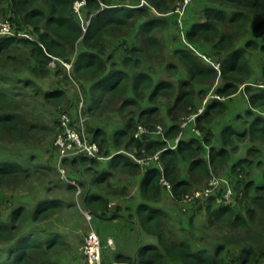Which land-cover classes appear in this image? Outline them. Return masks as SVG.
Wrapping results in <instances>:
<instances>
[{
  "label": "trees",
  "instance_id": "trees-1",
  "mask_svg": "<svg viewBox=\"0 0 264 264\" xmlns=\"http://www.w3.org/2000/svg\"><path fill=\"white\" fill-rule=\"evenodd\" d=\"M75 1L77 0H0V5L7 3L14 14L12 25L15 33L23 31L21 25L24 20L25 24L34 27L33 34L36 36L34 40L19 36L0 38V68L5 66L6 55L10 56L9 60L18 62L17 57L10 54L22 51L33 59L34 73L47 77L54 58L71 62L68 57L75 51L77 43L82 41L85 48L76 61H72V71L78 79L87 83L94 82L95 89L100 94L99 101L107 95L113 99H122L125 86L130 83L135 99L127 98L122 107L138 106L139 100L147 97L146 91L152 89L149 95L150 102L155 103L160 97H175L170 114L173 116L179 113L186 114L195 106L196 94L193 85L212 83L220 79L224 81V85L216 91L219 96L227 99L243 88L249 103L242 121L244 130L236 131L231 126L226 127L222 131V146L219 149L213 146L214 133L208 126L216 117L226 112L225 101H211L204 113L196 118V127L203 135V143L198 140L181 139L177 150L174 151L166 149L167 143L161 140H151L143 144L140 139L134 137L136 129L132 123L116 133V147L124 148L126 151L134 150L138 158L145 156L144 151L148 156L162 151L160 162L163 171L152 166L147 168L142 182V196L147 202H155L159 198L160 182L163 177L172 185V195L176 199L183 198L192 190V183L182 180L179 176L178 165L181 160L190 164L189 171L192 176L210 180L228 167L233 155L239 152L240 143L252 144L246 157L238 160L231 168L232 175L245 178L241 193L244 200H250V206L246 208L245 213L236 212L237 205L234 201L227 203L223 200L221 192L218 195L216 193L207 199L183 205L185 209L203 207L207 217L206 226L192 232L187 229L177 232L169 227L166 213L148 206L149 203L142 204L137 210V215L143 229L156 237L157 245L141 246L136 258L122 256L118 260L129 264L260 263L264 258V183L257 185L248 177L251 175L249 170L254 167L255 160L261 157V147L264 146V116L257 113L259 109L264 108V60L261 66L254 67L249 60L251 56L249 50L259 49L264 56V44L259 46L254 41H248L246 49L236 48L234 36L223 33L221 25L229 23L246 29L248 19L255 17L260 20L255 24L253 32L264 39L262 19L264 0H207L228 7L234 13L229 17L228 12L224 10L207 8L204 21L194 24L188 31L187 38L190 43L213 44L216 54L221 57L217 60L220 68L205 64L188 49H178L175 54L189 75V79L182 81L178 88L167 82L155 85L149 73L139 70L141 63L138 58L141 57L142 49L131 50L138 58L133 62L132 57L127 56L123 60L124 70L109 67L113 60L112 55L106 58L100 56L103 54L101 44L103 35L111 30L129 29L132 22L134 27L141 24L146 47L159 52L161 43L155 38V34L166 26V21L148 16L146 8L120 7L113 0H78L85 1L78 14L74 8ZM148 1L159 11L170 10L165 0ZM41 2H44L50 11H47V7L42 6ZM85 10L88 11L90 20L84 25L78 19V15ZM129 64L136 69L132 75L126 69ZM168 68L173 70L177 67L169 64ZM24 84L25 87L34 85L32 81H26ZM44 98L49 103L60 104L65 98V93L60 88H54L45 92ZM84 99L86 107H90L87 104L88 99L86 97ZM12 105L13 97L0 90V134L5 132L17 137L21 134V120L10 111ZM159 113L158 107H151L141 113V118H148V122L153 123ZM31 130L39 132L45 128L35 125ZM88 132L93 140L99 143L102 153L106 148L107 138L99 130L91 131L88 128ZM181 134V126L176 124L166 131L169 141H174ZM205 146L209 147L206 158ZM1 150L2 148L0 186L6 184L16 186L22 180L31 178L28 169H24L13 157L6 158L1 154ZM80 160L83 163L87 161L95 163L94 160L87 158ZM112 161L117 163L115 166L118 165L128 173H138L142 169L141 165L120 154L113 156ZM257 166L261 168L263 163L258 161ZM108 206L109 202L99 195H86L84 199V209L96 218H106ZM63 208L64 203L60 201H41L34 206L32 213L20 206L12 211L10 223L0 221V245L3 246L0 264H61L59 261L62 253L68 247L64 237L60 233L45 229L34 230L32 225L51 219ZM213 229L217 232L216 237L209 233ZM219 237L221 239H217Z\"/></svg>",
  "mask_w": 264,
  "mask_h": 264
},
{
  "label": "rangeland",
  "instance_id": "rangeland-1",
  "mask_svg": "<svg viewBox=\"0 0 264 264\" xmlns=\"http://www.w3.org/2000/svg\"><path fill=\"white\" fill-rule=\"evenodd\" d=\"M113 1L120 7L146 8L148 16L164 20L167 24L155 34V38L161 43V49L159 52H154L146 47L145 36L142 33V26L140 23L134 27V22H132L129 29L111 30L106 32L101 39L103 54L99 55L104 58L112 55L113 60L110 62L109 67L124 70L125 66L123 60L127 56L132 57L131 59L133 62L138 58L131 53V50L133 48L142 49L143 52L141 57L138 58V61L141 63L139 70L141 72L149 73L152 76L155 85L157 79L163 78L164 82L171 83L178 88L182 81L189 79V75L186 68L175 54L176 50H178L177 47L181 48L185 45V49L192 52H199L201 54L200 57L198 55L196 56L205 64L207 63V65H209L210 62H218L217 60L221 59V57L216 54L213 44L204 42L190 43L187 38V33L192 28L189 24L191 23V20L199 21L205 19V11L207 8L224 10L226 13L228 12L230 17L234 12L228 7L207 0H190V3L182 10L183 12L180 17L176 11L183 0H165L170 7V10L164 12L159 11L148 0ZM76 2H78V0L75 1V3ZM40 4L47 7L44 2H41ZM137 4L139 6H137ZM49 9L50 8L47 7V11H50ZM189 10H191V13H189ZM78 16V19L84 25L90 20L89 13L86 10ZM12 18H14V14L12 13L10 6L7 3L0 5V23L7 21L13 23ZM262 19H264V17ZM179 20H181V24L179 23ZM259 20L260 19L255 17L249 18L246 29L229 23L221 25V29L223 33L234 36L236 48L246 49L248 41H254L259 46H262L264 44L263 37H258L253 32L255 24ZM21 26L20 27L23 28V31L20 33H26L29 39H36V36L33 34L35 31L33 26L25 24L24 20L22 21ZM42 27V29H44L43 25ZM84 48L83 42L79 41L73 54L68 57L71 62L59 59V61H56L53 66H50V74H48L47 77L38 76L34 73L33 59L28 55H25L22 51H15L10 54L11 56L17 57L18 62L9 60L8 57L10 56L6 55L5 66L0 68V75L2 77V80H0V90L5 91L13 97V105L10 111L18 115L21 120V134L19 136L12 137L5 132L0 134V148H2L1 154L6 158L13 157L14 160L24 167V169L26 168L29 170L31 177L27 180H22V182L16 186L11 184L0 186V221L10 223L12 211L20 206L25 207L30 213H32L34 206L41 201L51 200L63 202L64 208L51 219L41 224L32 225V229L34 230L39 231L45 229L49 232L60 233L64 237L68 247L62 253L63 256L59 261L61 264H87L83 252V245L86 235L91 231V224L93 230L98 234L101 243H103V256L105 253L108 254L111 251V249L107 247L106 238L108 234H111L113 237L116 236L117 228L119 226H115L111 221L106 220L120 218L121 213L130 214V210L124 211L119 207L116 212H110V205L112 202H116L119 205L118 201L129 194L130 187L123 188V182L126 181L130 183L133 181V175L129 174L121 167H114V165H111L109 162H105L108 160L107 157L111 155L106 149L101 153L105 159L95 161V163L90 161L83 163L82 160H80L77 163L66 162L61 165L55 140L60 128L62 114L66 113L75 116L80 97L85 96L86 99H88L87 104L90 106H87V115L89 117L87 126L89 130H98V125L100 124L114 123L117 119L113 116H117L120 118L123 129H125L128 124H135L136 130L134 137H136L140 127H147L149 133L141 134L139 138H137L145 144L151 140H161L163 137L161 132L165 134L171 125L174 124L182 126L186 123V126L182 127L183 135L188 125H193L194 123L193 129L195 128V130L199 131L196 127V118L204 113L210 102L214 100H227L216 93L217 89L224 85V81L217 79L212 83L193 85V90L196 94L195 103L197 102V105L186 114L179 113L174 116L170 114V109L174 105L175 97H160L155 103L150 102L149 95L152 92V89L146 91L147 97L140 99L138 106L135 107H122L123 104H125L126 97L123 100L118 101L107 97L105 99L106 102L102 103L101 106H98L96 104L98 91H94V85L92 86L93 83H87L86 81L78 79L72 71V61H76ZM249 51L251 53V56L249 57L251 64L254 67L261 66V63L264 60L262 52L259 49ZM169 64L175 65L177 68L170 70L168 68ZM126 69L131 73L130 75L134 74L136 71L131 64H129ZM26 81H32L34 85L25 87L24 83ZM129 86H131L130 83L125 86V96L127 95L126 91ZM54 88H60L65 93V98L60 104L49 103L44 98V93L53 90ZM240 90L244 92L243 88ZM34 92L37 94L33 95ZM79 93H81L82 96L79 97ZM133 99H135V95ZM245 99H248V97H245ZM118 102H121L122 106H117L116 109H112V105ZM109 104H111L110 109L113 111L110 114L105 111ZM149 105H153L160 109V113L153 123L148 122V118H141V113L144 112L142 109ZM217 118H220V116ZM35 125L40 128H45V130L39 132L32 131L31 127ZM99 131L103 132L102 129H99ZM240 145L242 146V143H240ZM261 148H264V146ZM116 149L123 157H128L133 161L138 158L134 150L126 151L124 148ZM242 153L235 156V158L242 155ZM144 155L148 156L145 151ZM260 158H262V155ZM260 158L255 160V165ZM182 162L184 165L189 164L184 160ZM104 163H108L111 173L100 176H106L107 178L108 176L111 177L103 184H96L94 180L99 175L97 172L98 170L96 171V169H99ZM160 164L161 163L153 162L152 166L157 165L158 167ZM255 165L249 170L251 174L250 177H248L249 180H253L254 178V174L258 168L257 166L255 167ZM87 166L92 168L88 169ZM161 166L163 168L162 164ZM183 167L184 166L182 165L179 167V176L181 177L183 173L185 178L192 183L193 187L189 193L208 187L213 177L210 180H205L192 176L189 169L188 171H182ZM231 168L230 170L227 168L219 175H214V178L223 180L233 188V201L234 204L237 205L235 210L238 213H245L246 208L250 206V200H244L243 193H241V189H244V186L242 185L245 178L236 177L234 174L232 175ZM263 168L264 165L262 166V170H264ZM146 169L147 167H143V170ZM62 170H65L66 177L70 180H74L78 187L72 186L73 188H70V185L62 178ZM262 174L264 176V171ZM89 176H92L93 178L91 179ZM120 178L123 179V182ZM160 185L167 191L162 183H160ZM223 187L225 188L226 184L220 186L217 195L220 192L221 195H223ZM90 189H95L99 193V196H107L105 199L109 202L106 214L107 217L104 218L105 220L95 217L92 218L93 220L91 221V224L83 214L87 210H85L82 205L81 207L79 205L81 204L80 201H83V198L85 197V191ZM79 190L82 191V195L84 193L83 196H77ZM182 199L183 198H170L168 203L174 208H177L176 205L179 206L178 211L179 209L180 211H183L181 212V218L187 216L190 212L189 210H191V207L185 209L183 206L185 204L182 202ZM127 217L126 221H133L132 216ZM204 221V217L199 216V229H203L206 226ZM134 225L137 230L141 229L140 227H142V224L139 217L138 223ZM138 225H140V227ZM205 230L208 231L207 228ZM209 233L212 236H217V232L214 229L209 231ZM217 239L221 238L219 237ZM2 253L3 246L0 245V255ZM104 259L105 264H112L116 261H107L105 257ZM262 261H264V258H262L260 262Z\"/></svg>",
  "mask_w": 264,
  "mask_h": 264
},
{
  "label": "crops",
  "instance_id": "crops-1",
  "mask_svg": "<svg viewBox=\"0 0 264 264\" xmlns=\"http://www.w3.org/2000/svg\"><path fill=\"white\" fill-rule=\"evenodd\" d=\"M189 13H191V10H189ZM204 19H201L199 21H193L191 20L190 26H193L194 24L203 22ZM185 45L183 47H177V49H185ZM196 55H198L200 57V53L197 51H193ZM120 70V69H119ZM162 71V70H160ZM159 82H164L163 78H159L156 81V84ZM92 86L94 85V82H92ZM91 86V87H92ZM94 87V91H96L97 89H95V85ZM98 91V90H97ZM92 92V91H91ZM127 95L123 96L122 99H115V100H123L125 97L128 99H133L134 98V94H133V89H132V85L128 87L127 91H126ZM246 94L245 92H242L241 90L233 95L232 97L227 98V100H225V104L227 106L226 112L220 116V118H215L213 120V122L208 126V128L210 130H212V132L214 133V142H213V146L217 149L221 148L222 146V131L228 127L231 126L234 130L236 131H242L244 130L242 121L245 118V113L246 110L249 107V103H248V99H245ZM110 97V96H105L104 99H102L101 101H99L100 99V94L98 91V97L96 99V104L98 106H101L102 103L106 102V98ZM99 101V103H98ZM211 103V102H210ZM195 105H197V102L195 103ZM200 105V104H198ZM111 104H109L105 111L106 113L110 114L111 112H113L110 109ZM117 106H122L121 102L118 103H114L112 105V109H116ZM151 107H154L153 105H149L146 108L142 109L144 111H147L148 109H150ZM99 108V107H98ZM258 114L264 116V108L259 109L257 111ZM117 119L116 122L114 123H107V124H100L98 125V130L102 129L103 130V136H105L107 138V145H106V150L109 151L111 153V155L109 157H107V161L105 162H109L111 165L117 164L116 162L113 163L112 161V157L115 155H118L120 153H118L117 151V147L115 145V135L116 133H118V131L122 130V124L120 122V118L117 116H113ZM107 122V120H106ZM195 124V123H194ZM193 125H188L187 129L184 131V135L183 133L181 134V139L184 141H190V140H198L200 142L203 143V135L198 131L195 130V128L193 129ZM101 126V128H100ZM172 126V125H171ZM97 130V129H96ZM183 136V137H182ZM239 152L235 155H233L232 157V161L230 162V164L228 165V170H230L231 166L237 162L238 160L245 158L247 155V152L249 150L250 147H252V144L250 142H245L242 143V146L239 144ZM205 151H204V157L206 158L209 154V147L205 146ZM260 148V147H259ZM119 149V148H118ZM262 150V158H260L258 161L264 163V148H261ZM244 152V153H242ZM240 156H238L237 158H235V156L241 154ZM79 160H77L76 162L72 163H77ZM183 160H181L179 162L178 165V171H179V167L180 165L184 166L182 168V171L186 170L188 171V169L190 168V164H186L184 165V163L182 162ZM264 165V164H263ZM257 166V164L255 165V167ZM114 167H118V165H114ZM153 168H158L157 165H153ZM258 167V166H257ZM88 169H91L92 167L87 166ZM226 168V169H227ZM225 169V170H226ZM264 169V168H263ZM98 170V171H97ZM227 170V171H228ZM96 171L99 173L98 177L94 180V182L96 184H103L105 183V181H107L111 176H108V178L106 176H100V175H108L109 173H111L110 167L108 166V163H104L103 165L100 166V168L96 169ZM263 171L262 167H258L255 174H254V178L253 181H255V183L257 185H261L264 183V176H263ZM131 175H133V181L128 183L126 181L123 182V179L120 178L123 182V188H129V194L127 196H125V198L120 199L119 205L116 202H112L110 207V212H116L117 208H122L124 211L126 210H130V214H126V213H121L120 214V218H114L113 220H106V221H111L113 224H115V226H119L117 228V234L116 236H111V234H108L106 241H107V247L111 249V251L107 254H104V257L106 258L107 261H111V260H118L120 257L125 256V257H131L136 258L137 255V251L141 246L144 245H157V239L156 237H154L153 235L148 234L143 227H140V225H138L141 229H138L135 227L134 224L138 223V215H137V210L138 208L142 205V204H148V206L153 207L161 212H164L167 214L168 216V220H169V227L173 230V231H177L179 232L181 229H187L190 232L193 230H197L199 229V223H198V218L199 216L204 217L205 221L204 223H206L207 221V217H206V213H205V209L203 207H195L192 208L191 210H189L190 212L188 213L187 216L181 218V212H183L182 210L178 211V205L177 208L172 207L169 203V199L170 198H174L172 194V190H164L161 187V193L159 198L155 201V202H147L144 197L142 196V182L143 179L145 177L146 174V170H143V167L141 169L140 172L138 173H129ZM91 179L93 178L92 176ZM103 177V178H100ZM262 177H263V181H262ZM182 180H187L189 181L187 178H185L184 174L182 173L181 177ZM126 182V183H125ZM190 182V181H189ZM72 186H70L71 188ZM86 187V186H85ZM73 188V187H72ZM128 190V189H127ZM80 191V192H79ZM77 192V196H83L82 195V191L79 190ZM171 193H169V192ZM86 195H99V193L95 190V189H90V190H86L85 191V197ZM101 196V195H100ZM83 201H80L82 207H84V199ZM104 198L107 196H103ZM130 199V200H129ZM113 207V208H112ZM115 209V210H114ZM84 214V213H83ZM127 216H132L133 217V221L132 222H128L127 220ZM86 217V216H85ZM93 218H95L93 216ZM102 219V218H101ZM93 220V219H92ZM92 220H88V222H90ZM105 220V219H103ZM190 223H191V227H190ZM93 230L92 224H91V229ZM197 236V235H196ZM109 240L112 241V243H109ZM105 241V242H106ZM204 243L206 244V242L204 241ZM102 247H103V243ZM105 260V259H104ZM260 264H264V261L260 262Z\"/></svg>",
  "mask_w": 264,
  "mask_h": 264
},
{
  "label": "built area",
  "instance_id": "built-area-1",
  "mask_svg": "<svg viewBox=\"0 0 264 264\" xmlns=\"http://www.w3.org/2000/svg\"><path fill=\"white\" fill-rule=\"evenodd\" d=\"M190 3V0H183L182 3L177 8L176 13L181 17L182 10ZM85 5V1H78L75 3V10L79 13L81 8ZM179 17V18H180ZM181 24V20H179ZM11 36H19L24 38H29L26 33H15L13 25L11 22H2L0 23V38L2 37H11ZM33 40V39H32ZM56 61L59 59L54 58L51 62L50 66H53ZM207 64V63H206ZM210 66L219 69L220 63L218 62H210ZM86 103L83 97H80V102L78 104V109L76 111L75 116H71L70 114H62L60 119V128L55 140V145L58 149L60 164L63 165L65 161H74L81 158H87L89 160L99 161L105 159V157L101 154L100 145L98 142L93 140L92 136L88 132V115L86 114ZM186 126V123L181 126ZM197 131V130H196ZM198 132V131H197ZM149 133L147 127H140L139 132L137 133L135 138H139L141 134ZM162 134L161 141L167 143L166 149L169 150H177L178 145L181 141V136L177 137L174 141H169L166 137V133ZM162 151H158L156 154L152 156H144L143 158L135 159V162L141 165L142 167H151L153 162H160V156ZM134 158V157H133ZM158 169L162 172L163 168L160 164ZM62 178L69 185L73 187H78L74 180H70L66 177L65 170L61 171ZM162 185L169 191L172 190V185L163 177L161 179ZM226 184V188L223 193V200L227 203L233 201L234 198V190L228 183L224 182L219 178H212L208 187L198 191H192L191 193H187L183 196L182 202L186 205H190L202 199H207L210 196L216 195L219 191L220 186ZM80 192V191H79ZM86 218L90 221L93 216L90 212H84ZM109 243H112L109 240ZM83 252L85 255L87 264H105L104 256H103V247L101 241L99 239L98 234L91 230L85 237ZM112 264H129L125 261L116 260Z\"/></svg>",
  "mask_w": 264,
  "mask_h": 264
}]
</instances>
